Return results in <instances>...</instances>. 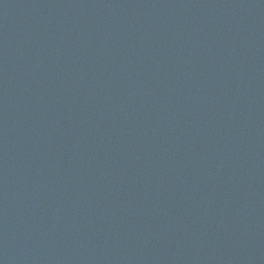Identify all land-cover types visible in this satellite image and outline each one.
Listing matches in <instances>:
<instances>
[{
  "label": "water",
  "instance_id": "water-1",
  "mask_svg": "<svg viewBox=\"0 0 264 264\" xmlns=\"http://www.w3.org/2000/svg\"><path fill=\"white\" fill-rule=\"evenodd\" d=\"M0 264H264V0H0Z\"/></svg>",
  "mask_w": 264,
  "mask_h": 264
}]
</instances>
